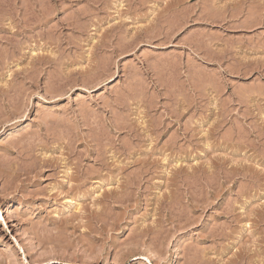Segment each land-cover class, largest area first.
Here are the masks:
<instances>
[{
	"label": "rangeland",
	"instance_id": "1",
	"mask_svg": "<svg viewBox=\"0 0 264 264\" xmlns=\"http://www.w3.org/2000/svg\"><path fill=\"white\" fill-rule=\"evenodd\" d=\"M0 264H264V0H0Z\"/></svg>",
	"mask_w": 264,
	"mask_h": 264
},
{
	"label": "bare ground",
	"instance_id": "2",
	"mask_svg": "<svg viewBox=\"0 0 264 264\" xmlns=\"http://www.w3.org/2000/svg\"><path fill=\"white\" fill-rule=\"evenodd\" d=\"M33 1H34V0H33ZM39 2H40V1H39ZM224 4H225V3H224ZM214 10H215V9H214ZM15 13H16V12H15ZM22 16H23V15H22ZM47 16H48V15H47ZM34 17H35V16H34ZM45 17H46V16H45ZM36 18H37V17H36ZM17 20H18V19H17ZM45 29H46V28H45ZM11 38H12V37H11ZM60 40H61V39H60ZM94 49H95V48H94ZM7 56H8V55H7ZM59 56H60V55H59ZM48 60L50 61V59H48ZM46 61H47V60H46ZM40 62H42V61H40ZM42 63H43V62H42ZM103 70H104V69H103ZM17 73H20V72H17ZM17 73H15V74L17 75ZM22 73H23V72H22ZM106 73H107V72H106ZM20 75H21V74H20ZM22 75H23V74H22ZM107 75H108V74H107ZM52 78H53V77H52ZM13 79H14V77H13ZM70 79H71V78H70ZM189 85H190V84H189ZM10 88H11V87H10ZM8 90H9V88H8ZM8 90L6 89L7 92H6L5 90H3V92L5 91V94H6V93L9 94L11 91H13V89H10V90H11L10 92H9ZM58 91H59V90H58ZM57 93H58V92H57ZM2 94H3V93H2ZM46 94H47V93H46ZM52 95H53V94H52ZM55 95H56V94H55ZM13 98H14V97H13ZM14 107H15V106H14ZM20 109H21V108H20ZM86 119H87V117H86ZM112 127H113V126H112ZM120 130H121V129H120ZM67 131H68V130H67ZM92 131H93V130H92ZM92 131H91V132H92ZM107 134H108V133H107ZM65 136H66V135H65ZM87 138H88V137H87ZM66 139H67V138H66ZM91 140H92V139H91ZM99 140H100V139H99ZM49 141H50V140H49ZM69 143H70V142H69ZM88 147H89V146H88ZM90 150H91V149H90ZM90 150H89V151H90ZM110 151H111V150H110ZM91 153H92V152H91ZM96 154H97V153H96ZM129 154H130V153H129ZM88 155H89V154H88ZM100 155H101V154H100ZM31 156H32V155H31ZM96 157H97V155H96ZM96 157H95V158H96ZM102 157H105V156H103V154H102ZM32 158H33V157H32ZM150 158H151V157H150ZM34 159H35V158H34ZM68 159H70V157H69ZM68 159H67V160H68ZM77 159H79V158H76V160H77ZM97 159H98V157H97ZM97 159H96V161H97ZM101 159H103V158H101ZM73 160H75V159H73ZM78 161H79V160H78ZM78 161H77V162H78ZM98 161H99V159H98ZM98 161H97V162H98ZM104 161H106V160H103L102 162H104ZM232 161H233V160H232ZM43 162H44V161H43ZM44 163L47 164L48 162L45 161ZM70 164H71V163H70ZM79 164H80V163H79ZM98 164H99V163H98ZM134 164H136V163H134ZM134 164H133V165H134ZM143 164H144V163H143ZM143 164H142V165H143ZM49 165H50V164H49ZM49 165H48V166H49ZM100 165H101V162H100ZM102 165H103V163H102ZM144 165H145V164H144ZM98 166H99V165H98ZM66 167H68V166H66ZM102 167H103V166H102ZM63 169H64V168H63ZM117 169H118V168H117ZM142 172H143V170H142ZM75 173H76V174H75ZM75 173H74L75 176H77V175H78V174H77V171H76ZM92 173H93V172H92ZM97 173H98V172H97ZM25 174H26V173H25ZM95 174H96V173H95ZM34 175H35V174H34ZM79 175H81V174H79ZM79 175H78V177H79ZM75 176L73 177L74 179H75ZM97 176H99V175H97ZM243 176H244V175H243ZM55 177H56V176H55ZM82 177L84 178L83 174H82ZM69 178H70V177H69ZM71 178H72V177H71ZM73 178H72V179H73ZM83 178H82V179H83ZM80 179H81V178H80ZM84 179H85V178H84ZM199 179H200V178H199ZM10 180H11V178H10ZM27 180H28V178H27ZM77 180H78V179H77ZM181 181H182V180H181ZM68 186H69V184H68ZM68 186H67V187H68ZM127 186H128V184H127ZM79 187H80V186H79ZM74 188H75V187H74ZM72 189H73V188H72ZM138 189H139V188H138ZM177 189H178V188H177ZM64 190H65V189H64ZM176 191H177V190H176ZM66 192H67V191H66ZM124 196H125V195H124ZM127 197H128V196H127ZM89 199H90V198H89ZM118 203H119V202H118ZM162 206H163V204H162ZM170 210H171V209H170ZM174 210H175V209H174ZM87 212H88V211H87ZM162 216H163V215H162ZM77 217H78V216H77ZM70 221H71V220H70ZM77 221H79V220H77ZM81 221H82V220H81ZM81 221H80V222H81ZM71 222H72V221H71ZM105 229H106V228H105ZM50 239H51V238H50ZM200 260H201V259H200Z\"/></svg>",
	"mask_w": 264,
	"mask_h": 264
}]
</instances>
